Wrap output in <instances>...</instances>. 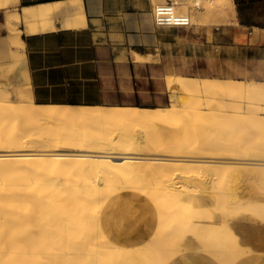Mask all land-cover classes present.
Listing matches in <instances>:
<instances>
[{
    "label": "bare ground",
    "instance_id": "6f19581e",
    "mask_svg": "<svg viewBox=\"0 0 264 264\" xmlns=\"http://www.w3.org/2000/svg\"><path fill=\"white\" fill-rule=\"evenodd\" d=\"M171 1L192 24L209 23L195 21L193 5L228 7L222 25L237 15L233 0ZM17 3L0 0V11L13 63L22 66L21 25L30 31L56 29L58 5L19 10ZM83 13L67 9L63 26L80 28ZM135 58L159 60L152 54ZM167 80L173 101L162 108L38 104L27 77L12 90L0 86V189L24 197L33 216L25 241L0 250V264H106L120 248L102 230V209L126 191L143 194L159 213L155 235L137 249L155 264H167L179 250L163 219L181 194L207 195L224 222L244 196H264V82L184 75ZM192 115H220L235 131L209 140L192 130L204 127L191 121ZM242 122L252 127V142L237 130ZM156 132L163 136L157 142ZM204 251L220 264H234L245 253L226 225Z\"/></svg>",
    "mask_w": 264,
    "mask_h": 264
},
{
    "label": "crops",
    "instance_id": "0c3cea01",
    "mask_svg": "<svg viewBox=\"0 0 264 264\" xmlns=\"http://www.w3.org/2000/svg\"><path fill=\"white\" fill-rule=\"evenodd\" d=\"M233 1L236 24L205 25V34L193 29L194 35L185 36V55L202 77L264 82V0ZM49 4L58 5L56 29L30 31L21 25L26 59L7 80L27 77L38 104L162 108L172 103L173 87L167 79L182 75L183 53L181 48L174 53L176 44L170 47L155 25L153 0H18L14 7ZM67 9L84 12L83 27L63 26ZM135 54L159 55V60L138 61ZM9 60L8 41L0 36L2 72ZM197 62L202 65L195 68ZM32 218L24 197L0 189V250L20 246L31 231ZM224 225L245 252L234 264H264V196H244L224 222L212 199L196 192L181 194L165 212V232L179 250L167 264H220L204 249ZM101 226L120 248L106 264H155L137 249L151 241L159 226V213L146 196L132 191L114 196L102 209Z\"/></svg>",
    "mask_w": 264,
    "mask_h": 264
},
{
    "label": "rangeland",
    "instance_id": "374dc122",
    "mask_svg": "<svg viewBox=\"0 0 264 264\" xmlns=\"http://www.w3.org/2000/svg\"><path fill=\"white\" fill-rule=\"evenodd\" d=\"M153 4L154 7L157 6V4L155 3V1L153 0ZM193 9V16L195 21H203V20H208L209 23L205 24L206 27L208 28L209 26H214L217 27H226L228 26L229 28L233 25H235V20H231L229 19L228 22H226L225 24H221V20L223 19L222 14L225 12V15H230L231 11L228 7L226 8H219V6L216 5H212L210 6V8H202L201 6H192ZM3 16V12H0V18H2ZM232 21V22H231ZM221 24V25H219ZM205 25H197V24H192V26L190 27H186V28H180V31H178V28H160L164 31L165 33V39L166 41L169 43L170 42V47L171 44L174 43L176 44V46H174V53H177L179 51V49L181 48V53H183V56L181 57L180 60V66L182 67V72L180 73L184 76H200L198 74L197 70H193V64L189 63V60L187 59L186 55L189 54V40H187L185 38V36L187 34H191L194 35L193 33V29H197L199 28L200 30L198 32H196V34H201L204 33L207 28H203L201 29V27L205 26ZM227 29L226 31H229L230 29ZM211 30V29H209ZM8 33V31L6 30V28L4 27L3 23H0V36H6V34ZM180 36V37H179ZM246 36H243V38L245 39ZM179 38H183V39H179ZM185 38V39H184ZM242 39V38H241ZM168 48V52H171V48ZM173 50V49H172ZM193 50V49H192ZM158 53V52H156ZM159 54V53H158ZM186 54V55H185ZM159 56V55H157ZM212 61L214 62V60L212 59ZM10 65L9 67H7V70L2 72L1 68H0V86L6 87L10 90H12V88L14 89V86L18 83H21L23 80L21 81H17V80H7V75H11L13 73H15L19 68H20V64L19 63H13V58L11 57L10 54ZM14 66H13V65ZM201 66L202 62H197L196 65H194L195 68H197V66ZM13 68V69H12ZM247 81V80H245ZM207 110V109H205ZM191 121L195 122H200L204 124V127L201 128H195L193 127L192 130H195L196 132H203L206 133V138H208L209 140H211L212 138L214 139H224V137H227L228 135H231L234 131H235V125H229L225 119H223L220 115H212L211 117H207L205 119H202V117L200 115H192L191 116ZM237 130H239L242 134H248L250 135V141H253V135H252V127L250 126V124H244V122L240 123V127L237 128ZM158 134L152 135V139L157 142L159 140L162 139V135L161 133L159 134V132H156ZM200 141V140H199ZM218 184V183H217ZM258 186H255V189ZM251 189H254V185L251 187Z\"/></svg>",
    "mask_w": 264,
    "mask_h": 264
},
{
    "label": "built area",
    "instance_id": "2783aa9c",
    "mask_svg": "<svg viewBox=\"0 0 264 264\" xmlns=\"http://www.w3.org/2000/svg\"><path fill=\"white\" fill-rule=\"evenodd\" d=\"M154 22L159 28H186L192 26L188 15L178 13L173 1L169 0L154 7Z\"/></svg>",
    "mask_w": 264,
    "mask_h": 264
}]
</instances>
